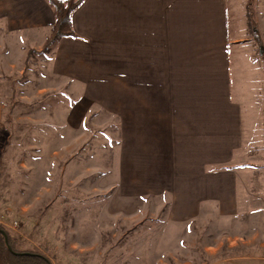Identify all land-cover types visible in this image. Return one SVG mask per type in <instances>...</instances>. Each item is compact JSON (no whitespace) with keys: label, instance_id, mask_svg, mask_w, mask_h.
Here are the masks:
<instances>
[{"label":"crops","instance_id":"crops-1","mask_svg":"<svg viewBox=\"0 0 264 264\" xmlns=\"http://www.w3.org/2000/svg\"><path fill=\"white\" fill-rule=\"evenodd\" d=\"M227 6L83 0L71 14L76 36L61 38L51 52L49 69L68 80L81 127L85 113L118 117V204L138 201L139 223L145 220L135 231L134 264L264 260L257 226L264 217L239 215L236 192L241 182L244 204L255 199L248 187L257 169L246 173L239 162L243 138L253 132H243L242 113L251 110V96L262 102L264 83L255 87V73L240 65L232 73L230 46L238 55L255 42L244 30L230 34ZM53 22L45 0H0V46L24 51L12 63L16 72L28 49H41ZM248 116L252 125L255 116ZM66 125L75 126L71 119L53 127L62 133Z\"/></svg>","mask_w":264,"mask_h":264},{"label":"rangeland","instance_id":"rangeland-1","mask_svg":"<svg viewBox=\"0 0 264 264\" xmlns=\"http://www.w3.org/2000/svg\"><path fill=\"white\" fill-rule=\"evenodd\" d=\"M227 4L230 34L244 30L255 42L240 46L238 55L230 46L232 73L240 65L243 73H255V87L262 86L264 0ZM248 12L262 46L250 31ZM55 44L46 52L34 49L24 64L18 63L24 65L21 72L12 63L21 61L24 51L0 46V223L17 237L19 249L45 251L52 264H134L135 231L145 220L139 223L138 201L118 204V117L102 110L85 113L82 127L77 123L80 111L68 80L49 69ZM252 56L257 60L252 62ZM257 99L251 96V110L242 113L243 132H253L244 136L239 159L248 166L246 173L257 169L248 187L255 199L244 204L241 182L236 192L239 215L264 217V99ZM247 114L255 116L252 125ZM71 119L74 127L56 132L53 124ZM257 226L264 230V222Z\"/></svg>","mask_w":264,"mask_h":264},{"label":"trees","instance_id":"trees-1","mask_svg":"<svg viewBox=\"0 0 264 264\" xmlns=\"http://www.w3.org/2000/svg\"><path fill=\"white\" fill-rule=\"evenodd\" d=\"M52 9L54 22L52 29L45 42L42 45V51H49L51 46L61 38L75 37L76 34L72 28L71 14L80 6L83 0H45ZM249 4V3H248ZM247 4V7L249 6ZM249 9V8H248ZM249 28L261 44L258 37L256 21L252 12H248ZM34 52V49H28L27 57ZM264 60V53L261 54ZM4 236H6L7 243ZM0 264H52L51 258L45 251L37 249H19L18 239L4 225L0 223Z\"/></svg>","mask_w":264,"mask_h":264},{"label":"water","instance_id":"water-1","mask_svg":"<svg viewBox=\"0 0 264 264\" xmlns=\"http://www.w3.org/2000/svg\"><path fill=\"white\" fill-rule=\"evenodd\" d=\"M5 242L7 243L6 236H4Z\"/></svg>","mask_w":264,"mask_h":264},{"label":"built area","instance_id":"built-area-1","mask_svg":"<svg viewBox=\"0 0 264 264\" xmlns=\"http://www.w3.org/2000/svg\"><path fill=\"white\" fill-rule=\"evenodd\" d=\"M14 224H16V222H14Z\"/></svg>","mask_w":264,"mask_h":264}]
</instances>
